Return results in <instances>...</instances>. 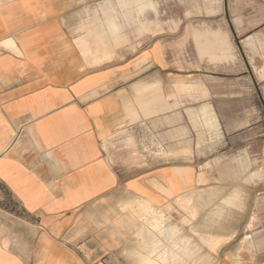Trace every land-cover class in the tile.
I'll return each instance as SVG.
<instances>
[{"label":"crops","instance_id":"crops-1","mask_svg":"<svg viewBox=\"0 0 264 264\" xmlns=\"http://www.w3.org/2000/svg\"><path fill=\"white\" fill-rule=\"evenodd\" d=\"M110 3L0 1V264H264V224L250 228L261 214L222 203L238 202L239 181L203 183L213 175L193 162L112 156L123 128L158 139L173 105L159 95L162 44L116 49L126 35L105 16ZM146 7L156 4L145 0L140 15ZM262 26L264 8L231 12L244 42ZM216 34L209 50L229 55ZM202 113L218 127L207 105Z\"/></svg>","mask_w":264,"mask_h":264},{"label":"rangeland","instance_id":"rangeland-1","mask_svg":"<svg viewBox=\"0 0 264 264\" xmlns=\"http://www.w3.org/2000/svg\"><path fill=\"white\" fill-rule=\"evenodd\" d=\"M97 1L94 12L98 10ZM151 1L156 9L146 7L140 15L145 0L139 2L142 5L136 0L124 5L110 0L111 9L105 16H115L121 32H125V40L114 45L121 52L125 50L127 57L156 42L162 44L169 61L168 70L159 78V95L165 103V98L170 99L172 103L168 105L173 107L159 118L158 139L123 128L110 140L109 150L125 165L144 166L151 159L193 162L204 174L213 175L203 179V183L218 179L239 181L245 187L238 189V202L224 199L222 203L233 211L261 214L250 228L262 229L264 26L250 30L253 34L244 42V32L231 27V12L248 10L253 15L264 8V0ZM139 15L147 21L145 24L139 21ZM218 31L228 38L232 47L229 55L218 49L213 53L209 50L216 43ZM205 105L216 116L217 128L211 129L207 123L202 113ZM167 119L170 128L166 129L163 122ZM145 131L150 134L147 128ZM228 191L218 190L216 195ZM204 192L198 190L192 195L201 196ZM191 207L194 211L198 205Z\"/></svg>","mask_w":264,"mask_h":264}]
</instances>
